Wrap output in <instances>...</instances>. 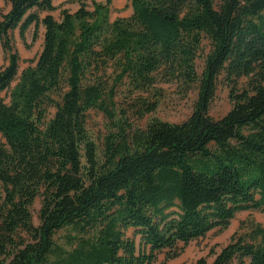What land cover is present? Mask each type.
<instances>
[{
  "label": "trees",
  "instance_id": "obj_1",
  "mask_svg": "<svg viewBox=\"0 0 264 264\" xmlns=\"http://www.w3.org/2000/svg\"><path fill=\"white\" fill-rule=\"evenodd\" d=\"M5 1L0 94L17 83L0 98V264H155L162 254L166 263L237 213H264V0H132V15L113 21L112 0L63 10L60 21L40 17L54 0ZM40 26L42 50L19 75L11 33L25 39L34 27L36 41ZM221 82L232 108L215 120ZM161 83L196 91L192 114L134 127L119 87L142 119L157 110ZM92 110L111 123L101 150L87 129ZM210 256L197 264H264V225H242Z\"/></svg>",
  "mask_w": 264,
  "mask_h": 264
},
{
  "label": "rangeland",
  "instance_id": "obj_2",
  "mask_svg": "<svg viewBox=\"0 0 264 264\" xmlns=\"http://www.w3.org/2000/svg\"><path fill=\"white\" fill-rule=\"evenodd\" d=\"M108 0H54L53 5L56 8L53 12H42L40 17L44 18L46 15H52L56 20H61V13L63 10H68L75 13L79 10L82 4H85L88 10H93L94 3H106ZM132 0H112L110 6V20L113 21L121 17H129L132 15ZM216 2L218 0H215ZM34 27H31L26 33L25 39H22L19 30L11 33V46L13 52L19 56V75L24 69L30 65H35L43 46L44 27H39L38 38L33 41ZM209 50V48H208ZM10 54L4 51L0 43V69L7 66L9 63ZM203 69V60L197 61V70L201 74ZM17 80L14 81L9 90L3 91L0 98L6 102L9 101L10 90L15 86ZM247 83V79H241L238 82V88H243ZM158 88H162V97L159 101L157 110L151 114L146 115L144 118L139 119L135 116L133 110V101L130 98L128 91L124 87H119L118 95L116 97L117 106L128 112V120L134 127L145 128L152 120H162L170 123H182L186 121L193 111V105L197 97V92H191L187 97L180 95V89L177 84L161 83ZM230 89L223 82L218 85L215 98L211 104L210 116L215 120L224 117L232 108L230 101ZM55 109L51 108L49 118L53 116ZM110 121L106 119L104 114L100 111L92 110L88 114L87 129L89 135L96 143L98 148H103V141L105 136L110 131ZM40 202L38 199L31 211L35 225L39 224V210ZM255 222L264 225V213L260 211H243L236 214L235 218L231 221L230 226L225 230L215 229L207 236L196 240L188 245L183 251L182 255L174 260L164 263V255L158 257L155 264H197L198 260L204 258L208 263L214 261V257L210 256L211 250L219 252L221 248L226 245L232 236L240 231V228L246 227L247 224ZM64 232H60L57 239L61 244L64 243L62 236ZM128 235L134 237L137 244L140 238L135 237L134 231L129 230Z\"/></svg>",
  "mask_w": 264,
  "mask_h": 264
},
{
  "label": "crops",
  "instance_id": "obj_3",
  "mask_svg": "<svg viewBox=\"0 0 264 264\" xmlns=\"http://www.w3.org/2000/svg\"><path fill=\"white\" fill-rule=\"evenodd\" d=\"M0 9H2L4 13H8L11 10V4L5 0H0Z\"/></svg>",
  "mask_w": 264,
  "mask_h": 264
}]
</instances>
